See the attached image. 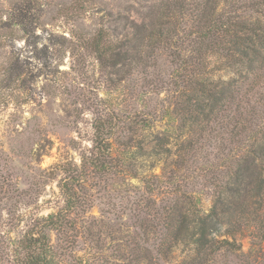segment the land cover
Wrapping results in <instances>:
<instances>
[{
    "label": "rangeland",
    "instance_id": "obj_1",
    "mask_svg": "<svg viewBox=\"0 0 264 264\" xmlns=\"http://www.w3.org/2000/svg\"><path fill=\"white\" fill-rule=\"evenodd\" d=\"M167 1L0 0V264H18L25 231L63 206V179L82 200L71 215L76 230L93 233H69L74 241L67 264L74 254L84 256L81 264H119L124 244L132 249V242H143L138 224L160 227L164 205L177 206L187 222L210 210L211 181L201 170L175 164L186 135L175 105L182 88L175 51L187 46L177 40L183 25L165 41L149 36L168 27ZM214 1L218 10L231 7L228 0L207 5ZM124 50L126 58L111 65L112 53ZM209 60L211 70L214 57ZM218 75L227 79L230 73L214 70L210 78ZM253 107L250 127L257 130L264 113ZM108 117L114 166L103 174L83 159L94 152L96 121ZM232 224L234 231L222 225L212 235L231 244L210 258L203 255L201 263L264 264V258L254 259L264 253V237L253 225ZM49 234L58 244V235ZM60 237L63 245L66 234ZM187 240L161 264H179L191 254Z\"/></svg>",
    "mask_w": 264,
    "mask_h": 264
},
{
    "label": "trees",
    "instance_id": "obj_2",
    "mask_svg": "<svg viewBox=\"0 0 264 264\" xmlns=\"http://www.w3.org/2000/svg\"><path fill=\"white\" fill-rule=\"evenodd\" d=\"M229 1L230 8L218 10L216 1L209 7L207 0H168L165 16L168 27L149 33L151 40L165 41L183 25L177 40L187 46L183 49L175 46V50L179 49L175 54L181 60L179 84L183 89H179L180 97H176L175 105L179 127L186 135L176 149L175 164L201 170L204 180L211 181L214 187V201L207 213L202 212L189 222L177 206H162L164 216L160 227L155 225L152 230L138 224L136 230L143 235V242H132V249L124 244L120 249L125 253L120 256L119 264L167 262L172 247L187 239L193 251L179 264H202L203 255L210 258L231 244L226 238L216 239L212 235L222 225L229 226L228 233L234 231L230 226L235 223L230 224L236 220L253 225L256 236L264 237V117L257 130L250 127L257 114L253 104L264 113V0L226 2ZM183 16L185 19H181ZM184 51L186 55L181 54ZM113 54L111 65L123 61L127 51ZM219 69L229 72V77L221 79L218 75L216 80L211 79V72ZM247 109L250 114H245ZM111 120V117L99 119L94 125V152L83 159L93 172L105 174L114 166L109 141L114 133ZM205 170L209 174L206 178ZM147 181L148 188H152ZM59 188L63 206L41 216L25 231L20 240L23 254L18 264H67L65 256L74 241L69 233L75 231V235L93 237L90 230H76L71 217L82 202L72 181L61 180ZM51 231L58 235V244L51 243ZM61 234L67 238L63 245ZM73 257L72 264H81L84 258L75 254ZM261 258L264 253L254 257L256 261Z\"/></svg>",
    "mask_w": 264,
    "mask_h": 264
}]
</instances>
